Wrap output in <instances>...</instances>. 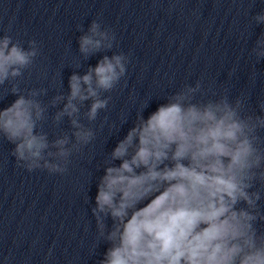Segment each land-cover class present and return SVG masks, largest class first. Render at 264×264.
<instances>
[{
  "label": "clouds",
  "instance_id": "9594fccd",
  "mask_svg": "<svg viewBox=\"0 0 264 264\" xmlns=\"http://www.w3.org/2000/svg\"><path fill=\"white\" fill-rule=\"evenodd\" d=\"M253 19L264 24V12ZM78 31L85 60L115 45V33L98 20ZM38 54L34 39L25 47L12 35L0 36V86L21 78ZM251 55L264 58V33ZM127 63L122 52L103 55L83 75L70 76V91L55 95L50 106L63 105L53 121L67 118L72 131L51 141L42 129L48 106L38 99L47 89L23 94L12 83L7 95L18 98L0 110V137L15 145L10 155L17 166L65 173L72 154L96 136L81 123V109L90 102L83 116L95 121L111 99L103 93L126 75ZM197 94L204 95L199 81L167 96L147 118L148 105L142 107L104 160L90 211L96 240L110 246L97 264H264V231L256 227L264 222L258 203L264 198V138L258 134L264 103L257 115L243 97L213 93L214 99L196 101Z\"/></svg>",
  "mask_w": 264,
  "mask_h": 264
}]
</instances>
